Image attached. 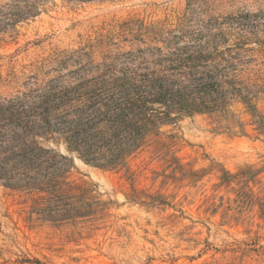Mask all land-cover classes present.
Returning a JSON list of instances; mask_svg holds the SVG:
<instances>
[{"label": "rangeland", "instance_id": "rangeland-1", "mask_svg": "<svg viewBox=\"0 0 264 264\" xmlns=\"http://www.w3.org/2000/svg\"><path fill=\"white\" fill-rule=\"evenodd\" d=\"M211 21L243 24L264 82V0H52L0 33V97L81 68L90 77L146 46L141 25ZM257 107L264 116V94ZM257 128L236 104L163 127L125 169L69 154L68 181L99 201L92 219L29 220L26 197L0 185V264H264V120Z\"/></svg>", "mask_w": 264, "mask_h": 264}, {"label": "trees", "instance_id": "trees-1", "mask_svg": "<svg viewBox=\"0 0 264 264\" xmlns=\"http://www.w3.org/2000/svg\"><path fill=\"white\" fill-rule=\"evenodd\" d=\"M51 1L1 4L0 33L36 17ZM223 25H141L146 46L98 64L90 77L81 68L0 97V185L26 197L28 219L62 224L98 212L93 191L68 181L71 153L97 168L125 169L164 135L163 127L194 115H226L236 104L261 130L264 116L257 104L264 82L256 58L247 53L249 33L241 22L240 32L234 23Z\"/></svg>", "mask_w": 264, "mask_h": 264}]
</instances>
